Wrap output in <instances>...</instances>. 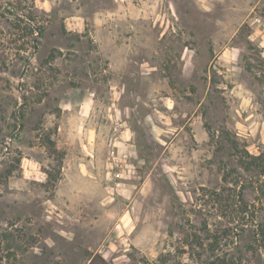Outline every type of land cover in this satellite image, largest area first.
I'll return each mask as SVG.
<instances>
[{
  "label": "rangeland",
  "instance_id": "obj_1",
  "mask_svg": "<svg viewBox=\"0 0 264 264\" xmlns=\"http://www.w3.org/2000/svg\"><path fill=\"white\" fill-rule=\"evenodd\" d=\"M256 15L264 0H0V264H197L224 231L217 255L240 237L264 264L263 178L229 145L264 148Z\"/></svg>",
  "mask_w": 264,
  "mask_h": 264
},
{
  "label": "trees",
  "instance_id": "obj_2",
  "mask_svg": "<svg viewBox=\"0 0 264 264\" xmlns=\"http://www.w3.org/2000/svg\"><path fill=\"white\" fill-rule=\"evenodd\" d=\"M18 117H20L19 119H21V124H22V128L20 126V131H21L24 127L23 113H20ZM225 133L227 134V132ZM47 139H48V143L50 144V146H52V149L55 152L56 149L54 148V141L51 140L50 138H47ZM229 143H230L229 145L231 149L234 151V155L237 157L239 166L245 169L246 171L255 172L257 176H262L263 187L259 188V193L264 198V148L258 154H252L248 152L245 148H240L238 142H236L235 140L230 141L229 139ZM222 171L224 172L223 177L224 179H226L227 172L225 170V166H223ZM229 234L230 232L224 231L222 235H219V236L212 235L211 242L208 244L209 245L208 249L210 253L205 257H202L201 254H198L196 257L197 264H250V263L243 262L244 260H246V258L242 256V251L238 248L239 241L241 239L240 237H237L235 242L233 240L230 241L231 242L230 247L232 249L228 251H223V252L221 251L222 255H217L215 253V249H218L217 247L221 239L223 237H228ZM256 236L261 237V241H262L261 247L263 248V251H264V227H260L258 232L256 233L253 232V237H256ZM196 238H197L196 240L197 242H195L196 247L205 249L202 238L198 236ZM193 241L194 240H191L190 244H192ZM247 249H252V246L249 245Z\"/></svg>",
  "mask_w": 264,
  "mask_h": 264
},
{
  "label": "built area",
  "instance_id": "obj_3",
  "mask_svg": "<svg viewBox=\"0 0 264 264\" xmlns=\"http://www.w3.org/2000/svg\"><path fill=\"white\" fill-rule=\"evenodd\" d=\"M253 24L256 27V30L261 35V38L259 39V47H260V54L264 58V17L261 15H256L253 19ZM113 154V150L111 151ZM116 179V178H114ZM113 179V180H114ZM115 186H118L120 183L118 181H113Z\"/></svg>",
  "mask_w": 264,
  "mask_h": 264
}]
</instances>
